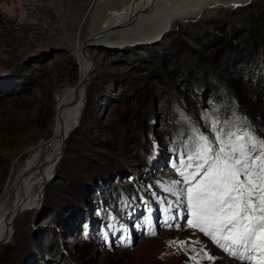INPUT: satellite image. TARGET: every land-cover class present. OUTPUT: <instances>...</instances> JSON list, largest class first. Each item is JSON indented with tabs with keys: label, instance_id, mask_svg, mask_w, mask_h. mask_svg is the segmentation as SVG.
<instances>
[{
	"label": "rangeland",
	"instance_id": "obj_1",
	"mask_svg": "<svg viewBox=\"0 0 264 264\" xmlns=\"http://www.w3.org/2000/svg\"><path fill=\"white\" fill-rule=\"evenodd\" d=\"M95 1L0 0V194L13 165L25 163V151L51 137L59 98L78 80L72 43L88 35L85 24ZM19 2L23 20L20 9L14 15L7 10ZM261 16L264 0H248L189 22L176 20L153 45L91 48L96 66L83 115L66 140L46 194L16 219L11 240L0 245V264H57L44 249L45 241L64 250V264H217L234 259L215 244L217 253L184 250L193 229L177 220L165 223L170 214L161 209L167 205L153 192L175 199L162 188L180 179L172 163L191 143L181 112L205 133L209 129L202 112L221 120L235 113L264 137V81L243 82L250 62L236 63L238 54L227 48L234 36L242 47L250 30L263 32ZM222 38L224 44L213 46ZM257 53L264 55V47ZM232 93L246 106L227 102ZM115 192L121 196L117 200L111 197ZM205 250L216 259H204Z\"/></svg>",
	"mask_w": 264,
	"mask_h": 264
},
{
	"label": "snow or ice",
	"instance_id": "obj_2",
	"mask_svg": "<svg viewBox=\"0 0 264 264\" xmlns=\"http://www.w3.org/2000/svg\"><path fill=\"white\" fill-rule=\"evenodd\" d=\"M180 119L188 125L186 138L191 143L184 145L172 163L180 179L162 188L175 199L170 202L153 192L167 205L161 209L170 214L165 223L183 218L181 212L187 210L186 225L209 237L238 264H264V137L235 113L221 120L219 115L202 112L208 133L183 112ZM203 257L216 259L207 251Z\"/></svg>",
	"mask_w": 264,
	"mask_h": 264
},
{
	"label": "bare ground",
	"instance_id": "obj_3",
	"mask_svg": "<svg viewBox=\"0 0 264 264\" xmlns=\"http://www.w3.org/2000/svg\"><path fill=\"white\" fill-rule=\"evenodd\" d=\"M246 1L248 0H96L85 24L89 27L88 35L84 38L80 35L72 43V56L79 63L78 80L59 98L51 137L25 151V163L20 161L13 165V174L0 194V245L9 241L16 219L38 206L46 194L53 173L58 170L57 162L62 158L66 140L75 132L76 124L86 106L96 66L90 53L91 48L100 45H118L116 48L133 44L153 45L152 42H159L164 38L176 20L189 22L209 10L234 8ZM15 9L21 10V20L26 19L20 2L7 10L14 15ZM137 40L142 42L136 44ZM185 213L186 210L182 211L183 218L176 219L179 223L186 224ZM167 218L163 217L164 221ZM188 235L189 244L183 247L184 250L194 248V253L202 249L210 253L217 251L209 237L194 230L188 231ZM197 244L201 246L200 249H196ZM232 260L223 259L217 264H238Z\"/></svg>",
	"mask_w": 264,
	"mask_h": 264
},
{
	"label": "trees",
	"instance_id": "obj_4",
	"mask_svg": "<svg viewBox=\"0 0 264 264\" xmlns=\"http://www.w3.org/2000/svg\"><path fill=\"white\" fill-rule=\"evenodd\" d=\"M264 16H261V19H263ZM264 24V23H263ZM264 27V26H263ZM263 33V34H262ZM249 37L247 39L242 40L244 43L242 47H240L238 41L235 40V36L228 40V46L227 48H229L230 50L232 49L233 51H235V53H237L238 55L235 56L234 60H236V63L241 61L240 63H248L246 66H244L246 69L243 71V75H242V81L243 82H248V81H252L253 83H257V82H261L264 81V55L263 53H257L259 51V49L261 47H264V31L260 32V30L258 28H253L252 30L249 31ZM222 41L223 38L220 41H216L215 43H213V46H220L222 44H224ZM186 46V45H185ZM188 47V46H186ZM248 56V58L246 59V57ZM256 60H254L253 57H256ZM246 59V60H245ZM203 61V60H202ZM179 74V73H178ZM213 82H216L215 80ZM210 85L216 86L215 84H211ZM262 89H264V86L262 87ZM213 88H210V91H212ZM202 93H204L202 91ZM208 91L204 93V95H207ZM205 97V96H204ZM237 97V98H236ZM236 97L234 96V94L232 93L231 95H229V97L227 98V102L229 103H235L238 106H246V104L244 105V102L242 104L241 99L236 95ZM245 108V107H243ZM107 187H105L104 192H106ZM118 193V192H115ZM115 193H111V197L112 199L115 198L116 200L118 198H120V194L118 193L117 195ZM85 200L88 199V192L87 195L85 196ZM117 202V201H116ZM80 211H83V209L81 208ZM81 216H77L76 220H80ZM63 223H67L70 224V220H66L65 222L63 221ZM63 225V229H67V226ZM89 228L88 225V218L85 217V223L83 226V231L85 230L87 232ZM78 236V233H76ZM44 249H46L48 252L52 253L55 258H56V262L57 264H64V261L66 258V254L64 252L63 249L58 248L55 246V244L53 245L52 243L45 241L44 244ZM39 244H36V248L38 249ZM45 250V251H46ZM41 264V263H40Z\"/></svg>",
	"mask_w": 264,
	"mask_h": 264
},
{
	"label": "water",
	"instance_id": "obj_5",
	"mask_svg": "<svg viewBox=\"0 0 264 264\" xmlns=\"http://www.w3.org/2000/svg\"><path fill=\"white\" fill-rule=\"evenodd\" d=\"M13 231H14V230H13ZM11 238H12V235H11ZM11 238H10V240H11ZM10 240H9V241H10Z\"/></svg>",
	"mask_w": 264,
	"mask_h": 264
}]
</instances>
